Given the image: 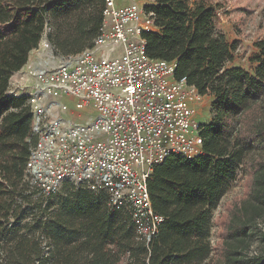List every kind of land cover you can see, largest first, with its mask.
Here are the masks:
<instances>
[{
	"label": "trees",
	"instance_id": "trees-1",
	"mask_svg": "<svg viewBox=\"0 0 264 264\" xmlns=\"http://www.w3.org/2000/svg\"><path fill=\"white\" fill-rule=\"evenodd\" d=\"M146 1L160 29L142 34L147 57L175 61V78L212 98L203 154L169 156L148 180L152 210L164 219L148 246L125 212L110 211L106 194L65 185L43 196L31 186L32 116L25 96L8 94L44 35L61 57L92 48L104 0H0V264H264L246 256L264 213V36L248 72L230 66L236 48L215 27L218 6ZM239 173L244 197L228 206L213 250L211 213Z\"/></svg>",
	"mask_w": 264,
	"mask_h": 264
},
{
	"label": "built area",
	"instance_id": "built-area-1",
	"mask_svg": "<svg viewBox=\"0 0 264 264\" xmlns=\"http://www.w3.org/2000/svg\"><path fill=\"white\" fill-rule=\"evenodd\" d=\"M144 33L160 29L143 5L104 0L92 48L60 57L56 66H28L19 81L32 84H9L8 94L25 96L32 116L36 142L25 167L31 186L43 196L67 182L106 194L110 211L125 212L148 246L164 221L152 210L148 180L169 156L203 154L197 116L204 97L186 78H175V61L147 57ZM40 46L52 52L45 35ZM63 100L96 116L84 121Z\"/></svg>",
	"mask_w": 264,
	"mask_h": 264
},
{
	"label": "rangeland",
	"instance_id": "rangeland-1",
	"mask_svg": "<svg viewBox=\"0 0 264 264\" xmlns=\"http://www.w3.org/2000/svg\"><path fill=\"white\" fill-rule=\"evenodd\" d=\"M118 4L126 5L129 0H116ZM218 6L217 16L214 20L215 27L222 32L228 44L235 45V52L233 61L230 66L240 67L248 72H252L254 65L250 62L251 58L256 54L257 50L255 44L264 36V0H207ZM140 5L147 6L150 4L146 0H135ZM122 48L118 47L112 51L113 55H119ZM33 52V51H32ZM43 49L40 45L37 50L30 53L34 61L48 62V66H56L60 60L59 55ZM29 60V57H28ZM47 64V63H46ZM30 65L28 61L26 67ZM25 72V70H23ZM18 76H15V78ZM14 78V80H15ZM13 80V81H14ZM69 110L74 111V105L65 100ZM209 98L204 97L202 105L198 108L199 114L197 120L199 123H208L210 119L209 114ZM76 112V111H74ZM80 113L82 120L86 121L88 117H95L96 114ZM65 185H72L71 183H64L58 191ZM245 192V176L242 173L236 178V181L231 183L226 189L224 196L220 200L217 208L211 213V231H210V245L213 250L218 247L220 242L221 219L226 215L227 208L235 201L244 197ZM264 256V213L262 218L257 222V229L253 233V238L249 250L246 253L247 259L254 256ZM213 262L217 258H212Z\"/></svg>",
	"mask_w": 264,
	"mask_h": 264
},
{
	"label": "crops",
	"instance_id": "crops-1",
	"mask_svg": "<svg viewBox=\"0 0 264 264\" xmlns=\"http://www.w3.org/2000/svg\"><path fill=\"white\" fill-rule=\"evenodd\" d=\"M129 1H135V0H129ZM33 52H31V53H33ZM45 53L47 55L49 54V52H45ZM31 57L29 56V60L28 61L30 62V65L29 66L32 67L33 69H41V68L45 67L46 63L48 65V62H42V61L40 62V61H36V60L34 61V57L33 58H31ZM27 67L25 66V67H23L21 69V71H19L18 73H15L11 77L9 84L14 85V86H23V87L25 86V87H29L32 84V81H31L30 78H28L27 81H19V75H20V73H24L23 70H25V72H26ZM15 76H18V78L17 77L15 78ZM14 78H15V80H14ZM207 98H209V105H210V103L212 101V98L211 97H207Z\"/></svg>",
	"mask_w": 264,
	"mask_h": 264
}]
</instances>
